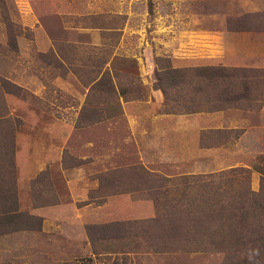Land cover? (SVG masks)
Masks as SVG:
<instances>
[{
    "label": "rangeland",
    "instance_id": "obj_1",
    "mask_svg": "<svg viewBox=\"0 0 264 264\" xmlns=\"http://www.w3.org/2000/svg\"><path fill=\"white\" fill-rule=\"evenodd\" d=\"M62 1L0 0V264L239 260L208 205L264 186V0Z\"/></svg>",
    "mask_w": 264,
    "mask_h": 264
},
{
    "label": "trees",
    "instance_id": "obj_2",
    "mask_svg": "<svg viewBox=\"0 0 264 264\" xmlns=\"http://www.w3.org/2000/svg\"><path fill=\"white\" fill-rule=\"evenodd\" d=\"M225 67H202L196 69H180L170 68L166 72V76L173 83L174 86H178L180 82H185L190 77H203L206 78H226L227 76H234V73L227 72ZM245 76V73L244 75ZM203 85L198 86V91L202 90ZM227 97L222 99L226 100ZM218 107V106H216ZM219 107L216 110H220ZM192 110V109H191ZM239 168L230 170L231 173L238 171ZM244 169V168H243ZM245 170V169H244ZM264 172V169H261ZM241 171V170H240ZM248 172V170H245ZM242 173V171H241ZM222 178L223 176L220 175ZM224 187L221 182L216 186L206 181L205 185H210L215 190L216 200H212L209 203V210L216 213L221 219L228 218L225 235L228 238V245L230 247L228 255L230 261L233 257H237L236 262L231 264H257L255 254L258 249L264 245V186L259 192H255L250 186L233 185V181L236 179L232 174L224 177ZM207 189V187H205ZM15 209L13 206L5 205L0 210V233H4L8 226H17L14 215ZM5 218V220H4ZM260 242V244H259ZM263 242V243H261ZM258 243V244H257ZM235 244V245H234ZM252 248H247L249 245H253ZM242 245V246H241ZM254 255V261L248 262L246 259Z\"/></svg>",
    "mask_w": 264,
    "mask_h": 264
},
{
    "label": "crops",
    "instance_id": "obj_3",
    "mask_svg": "<svg viewBox=\"0 0 264 264\" xmlns=\"http://www.w3.org/2000/svg\"><path fill=\"white\" fill-rule=\"evenodd\" d=\"M62 1V0H61ZM68 3V0H63L62 3L60 4L61 6V9H62V14H67V12H69L68 9L65 8V5H67ZM55 0H54V3L52 5L50 4H46L44 5L45 8H48V9H45V10H48V11H51L53 10L55 12V9H53L52 7L55 8V6L57 7V5L55 4ZM72 14V13H70ZM63 23H65V21H63ZM64 28L68 29V30H74V31H77V32H101V31H109V30H112L110 28H103V27H98V26H85V25H68V26H65ZM120 30H123V29H120ZM232 36V35H231ZM232 38V37H230ZM223 45H228L229 48H233L234 51H236L237 49H239V45L238 43L235 42L234 38H232L231 40L228 41V43H223ZM259 48V46H258ZM250 53H253L254 51L251 49L249 50Z\"/></svg>",
    "mask_w": 264,
    "mask_h": 264
}]
</instances>
